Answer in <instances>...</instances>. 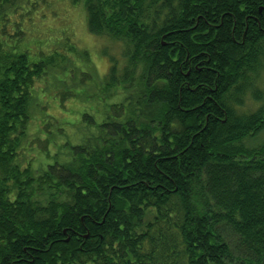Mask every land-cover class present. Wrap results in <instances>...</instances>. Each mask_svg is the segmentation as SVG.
<instances>
[{
    "label": "trees",
    "instance_id": "trees-1",
    "mask_svg": "<svg viewBox=\"0 0 264 264\" xmlns=\"http://www.w3.org/2000/svg\"><path fill=\"white\" fill-rule=\"evenodd\" d=\"M65 1L123 51L0 0V264H264V0Z\"/></svg>",
    "mask_w": 264,
    "mask_h": 264
},
{
    "label": "rangeland",
    "instance_id": "rangeland-1",
    "mask_svg": "<svg viewBox=\"0 0 264 264\" xmlns=\"http://www.w3.org/2000/svg\"><path fill=\"white\" fill-rule=\"evenodd\" d=\"M47 6L45 10L39 13L40 18L36 19L34 27L29 23L25 24L29 32H33L29 38L28 46L35 47L38 45V41H45L47 46L50 47L49 44L55 41L54 39L66 40V37H69L80 52L88 56V59H83L86 68L90 67L91 69L87 68V71L92 72L96 78L107 75L112 65L110 57L119 58L123 51L122 45L92 35L88 30L87 12L82 5L74 6L71 2L65 0H48ZM262 64L255 87L264 92V59ZM251 92L252 89L246 93L245 105L239 110L242 115H251L260 106L254 100ZM70 105L71 103L68 102L65 104V106ZM64 108L66 109V107ZM51 112L62 120L69 119L68 115L63 114L62 109H53ZM37 156L40 159L38 151H33L30 158L23 159V162L27 164L32 160L36 161Z\"/></svg>",
    "mask_w": 264,
    "mask_h": 264
}]
</instances>
